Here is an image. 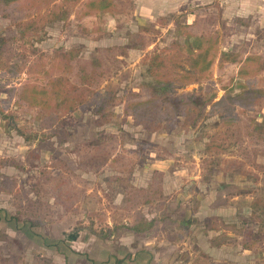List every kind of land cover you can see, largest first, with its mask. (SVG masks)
Listing matches in <instances>:
<instances>
[{
    "label": "rangeland",
    "instance_id": "1",
    "mask_svg": "<svg viewBox=\"0 0 264 264\" xmlns=\"http://www.w3.org/2000/svg\"><path fill=\"white\" fill-rule=\"evenodd\" d=\"M91 1L99 0H15L0 13V38L7 39L0 56L2 134L11 139V133L21 136L31 147L40 141L36 148L24 150L23 162L19 155L2 159L0 154V168L16 166L33 173L23 175L20 186L15 177L0 180V196L3 186L10 195L5 198L12 202L6 213L18 217L31 231L48 226L43 223L46 217L89 214L85 204L83 209L74 204L88 200L96 205L111 200V192L114 195L119 190L126 197L124 206H117L120 225L114 226V233L140 235L145 230L153 236L163 232L181 244L182 238H193L204 227H212L224 231L223 237L231 233L225 244L233 258L216 257L219 264H264V97L248 98L246 94L254 89L264 91V0H210L208 5L182 8L179 15L152 18L130 15L131 0H119L97 16L83 15ZM200 41L214 60L204 73L193 69ZM70 50L87 61L101 59L106 74L98 86L79 79L66 82L76 110L17 105L7 91L25 84L47 87L44 74H50L54 54ZM223 53L231 55L226 59L229 63H221ZM153 57L158 63L151 69ZM233 57L242 61L232 64ZM247 57L253 59L246 62ZM51 74L59 75L55 70ZM156 78L169 81L177 94H195L203 115L194 123L196 107L186 106L167 121H148L149 129L134 116H126L124 109L136 101L133 94L146 98ZM109 91L116 101L106 104L105 116L100 118L95 107ZM59 133L68 144L52 160L41 158L40 145L49 141L42 139ZM80 143H100L103 150L78 151ZM62 152L72 157V168ZM160 159L169 160L171 170L187 174L176 176L180 179L174 175L170 182L163 173L158 178L148 167L150 161ZM137 182L148 185L138 187ZM165 182L173 188L164 197ZM102 185L111 190L107 192ZM158 186L161 193L154 194ZM90 190L94 191L88 195ZM178 194L188 197L183 204L173 202L172 196ZM206 200L214 216L204 208ZM156 203L166 207L150 220L155 222L150 229L147 225L139 233L127 229L142 219L150 222L140 211ZM2 210L0 206V264H29L31 257H18L6 249ZM124 216L129 217L128 224ZM191 243L195 245L193 239ZM245 251H250L248 256L233 254ZM202 256L197 258L202 259L199 263L207 264L208 257ZM180 257L172 258L179 261Z\"/></svg>",
    "mask_w": 264,
    "mask_h": 264
},
{
    "label": "crops",
    "instance_id": "2",
    "mask_svg": "<svg viewBox=\"0 0 264 264\" xmlns=\"http://www.w3.org/2000/svg\"><path fill=\"white\" fill-rule=\"evenodd\" d=\"M133 8L129 9L130 15L143 17H158L166 15H179L182 12H178L182 8L186 7H198L208 5L210 0H131ZM185 14L195 15L186 11ZM2 111H0L1 113ZM2 117L0 116V145L2 144V159L15 157L19 155L20 160L23 162L26 160V154L24 150L27 148H36L39 140L31 145L30 141H26L21 136L18 137L11 133L7 137L6 134H2ZM12 135V136H11ZM68 142L61 138L60 133L58 136H54L49 139L48 142L41 143V158L46 160H52L55 154L60 152ZM30 146V147H29ZM28 149V150H29ZM63 154V152H62ZM66 158L68 165L71 167L70 160L72 157L65 153L62 155ZM65 159V160H66ZM16 162L17 159H15ZM148 170L158 171L165 175V181H172L175 175L176 179H180L179 175H186L185 171L179 172V170H171L170 161L167 159L152 160ZM20 165V163H19ZM72 168V167H71ZM34 173L36 171L34 170ZM29 170L23 172L16 168V166H8L0 168V180L2 182L6 180V177H15L18 180L15 182L17 186H20V180H24L23 175H32ZM22 178V179H21ZM8 179V178H7ZM165 182L164 185V197L168 195L167 190H171L172 185H168ZM1 184V183H0ZM14 184V183H13ZM135 184V183H134ZM138 187H146L148 184L140 185L138 182L135 184ZM176 186V185H175ZM104 190L109 192L110 187L103 186ZM180 189V185H177ZM2 186V200H0V206H2V228L5 230V234L8 235L6 242V249L13 255L29 256L31 261L29 264H200L202 261L198 256L208 257L207 264H219V260L216 257L222 256L223 260H231L233 257L229 255L230 247L225 244V240H229L231 233L223 235L222 232H216L211 227L210 229L204 227L202 232L194 233L193 238L187 236L182 238L181 244L179 241L174 242L169 235H164L163 232H159L153 236L148 235V231H143L141 234L134 232H124L122 235L114 233V226L119 224L118 209L125 204V194L122 191H117L114 195L111 192V200L103 199L96 202V205H91L88 200H79L73 207L79 206L83 209L84 204L86 208H89V214L86 211L80 215L75 213L64 214L61 217H46L43 223H48V226L40 229H33L27 231L23 227V222L18 217H11L6 213L5 209L9 210L12 207V202L5 197L10 196L4 191ZM94 190L88 191V195ZM206 191V189H204ZM173 202L183 204V201L188 197H181L180 194L172 196ZM198 198H201L198 197ZM170 202V201H169ZM142 206L140 211L146 220L150 221L155 217L161 215V209H164L166 205ZM90 206V207H89ZM158 206V208H157ZM92 208H95L94 210ZM202 207L199 211L202 212ZM205 209L210 210V216H214V208L208 207L206 200ZM93 210V211H92ZM225 212L224 209H218ZM153 211V213H152ZM199 213V214H200ZM202 214V213H201ZM227 216L226 214H220ZM190 217V216H189ZM210 218L205 219L206 224ZM125 224H128L129 217L124 216L122 219ZM27 223V222H26ZM175 230H178L175 228ZM226 232V231H225ZM176 232H173L174 235ZM189 235V234H188ZM193 239L194 244L191 245ZM188 240L187 242H185ZM205 245V246H204ZM199 247L200 248H193ZM250 251L233 253L241 256H248ZM181 255L179 261L174 255ZM184 254V255H183ZM182 256H184L182 258ZM171 258V260H170ZM22 259V258H21ZM27 261V259H26ZM37 262V263H36ZM28 264V263H27Z\"/></svg>",
    "mask_w": 264,
    "mask_h": 264
},
{
    "label": "trees",
    "instance_id": "3",
    "mask_svg": "<svg viewBox=\"0 0 264 264\" xmlns=\"http://www.w3.org/2000/svg\"><path fill=\"white\" fill-rule=\"evenodd\" d=\"M15 0H0V13L4 10L5 5H8ZM119 0H99L97 2L91 1L86 3V11L83 15H95L97 16L98 12H108L111 5L114 6L115 3H118ZM5 15V14H3ZM200 41L197 44V50L200 51L196 57H194V63L198 66H194V70L204 73L209 71L214 65V60L210 59V52L208 49H204ZM7 39L0 38V56L2 55V47L6 46ZM190 51H194L190 48ZM221 63H229L227 58L231 59V55L227 53H223L221 55ZM61 58V61H60ZM157 57H153L150 60V68H154L157 63ZM252 57H247L246 62L252 60ZM62 60L64 61L63 63ZM242 60L235 59L230 61V63H239ZM52 68H50V74H44V79H47V87H36L31 86L29 84H25L22 88L19 89H9L7 91L8 94L14 95L16 98V104L25 105L28 108L36 107L46 111L60 110L63 107H67L68 110L75 111L77 108L76 100L71 99L72 95L71 91L67 90V81L79 79L78 81L82 83H87L89 86H94L100 83L106 76L103 68V61L101 59H92L90 61L81 59L78 52L75 50L66 51L64 53L56 52L53 56ZM62 65V66H61ZM161 66H164L163 63ZM62 67V68H61ZM61 68L62 70H60ZM54 70L59 73L58 76L52 77L51 73H54ZM62 71V72H58ZM64 70V72H63ZM29 85V86H28ZM150 93L146 98H141L140 94H133L136 97V101L131 102L126 109H124V114L126 116H134L139 122L140 125L145 129H149L147 127V123H155L160 121H167V118H172L180 115L183 112V109L186 106L196 107L195 110V118L193 119L194 123L196 120L203 115L202 108L199 105V100L195 97V94H177L176 88L174 89L172 84L167 80H162L156 78L152 85H150ZM248 98H251L253 95L264 97V91L261 89H254L248 91L246 93ZM77 99V98H76ZM212 99V97H211ZM209 99V101H211ZM214 99V98H213ZM75 101V104L74 102ZM110 101V102H109ZM116 101V96L112 91L107 92L106 97L102 98L99 106L95 107V113L103 118L105 115V106L109 103H114ZM208 102V101H207ZM221 102V101H220ZM80 103V101H79ZM81 104H78L80 106ZM83 106V105H81ZM258 125V123H257ZM55 135H49L48 137L42 140H49ZM103 144L89 145V143H80L78 145V151L82 149H90L93 152L101 151ZM75 153H77L75 151ZM111 162L115 161L116 156L112 152L110 154ZM161 172L156 171L154 175L158 178H161ZM133 191H137V189L131 187ZM161 186H158L154 190V194L161 193ZM153 198V196L151 197ZM155 222L154 220L147 222L144 219L140 220L136 225L132 227H127L129 230H133L135 232L143 231V227L147 225L150 229L151 225Z\"/></svg>",
    "mask_w": 264,
    "mask_h": 264
}]
</instances>
